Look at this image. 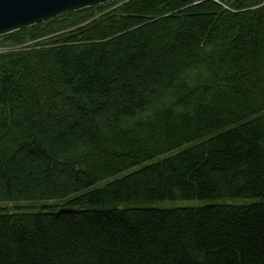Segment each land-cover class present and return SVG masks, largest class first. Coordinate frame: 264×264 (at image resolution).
Here are the masks:
<instances>
[{
	"label": "trees",
	"instance_id": "obj_1",
	"mask_svg": "<svg viewBox=\"0 0 264 264\" xmlns=\"http://www.w3.org/2000/svg\"><path fill=\"white\" fill-rule=\"evenodd\" d=\"M1 37L0 204L80 208H0V264H264V201L121 206L264 197V0H112Z\"/></svg>",
	"mask_w": 264,
	"mask_h": 264
},
{
	"label": "water",
	"instance_id": "obj_2",
	"mask_svg": "<svg viewBox=\"0 0 264 264\" xmlns=\"http://www.w3.org/2000/svg\"><path fill=\"white\" fill-rule=\"evenodd\" d=\"M112 0H0V36Z\"/></svg>",
	"mask_w": 264,
	"mask_h": 264
},
{
	"label": "rangeland",
	"instance_id": "obj_3",
	"mask_svg": "<svg viewBox=\"0 0 264 264\" xmlns=\"http://www.w3.org/2000/svg\"><path fill=\"white\" fill-rule=\"evenodd\" d=\"M115 3L109 5L107 4L106 9H110L113 7ZM105 5H102L101 8H98V10L103 9ZM10 45H12L11 40L1 37L0 38V51L7 50ZM155 160V159H154ZM154 160L147 161L146 163L139 165L127 172H124L122 174H119L117 177L122 176L123 174L132 172L136 169L141 168L142 166L146 164L152 163ZM114 178H110L107 181H103L99 184L94 185L91 189L101 187L105 185L108 181L112 180ZM257 199L258 201H264V197H257V198H242V197H232V198H223V199H162V200H149V201H143V202H137V203H131V204H121L122 207H142V208H157V209H172V208H180V207H199L203 206L208 203H236V204H244L251 202L252 200ZM115 204L111 203H105V204H96V205H87L86 208H94V209H109L113 208ZM23 208L25 211H40L44 208L49 211H61L68 208H80V206L76 205H65L61 202L57 201H22V202H15V203H2L0 204V208Z\"/></svg>",
	"mask_w": 264,
	"mask_h": 264
}]
</instances>
